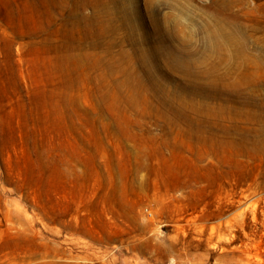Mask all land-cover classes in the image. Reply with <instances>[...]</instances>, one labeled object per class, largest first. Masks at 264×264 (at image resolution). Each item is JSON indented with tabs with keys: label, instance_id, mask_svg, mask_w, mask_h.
<instances>
[{
	"label": "rangeland",
	"instance_id": "rangeland-1",
	"mask_svg": "<svg viewBox=\"0 0 264 264\" xmlns=\"http://www.w3.org/2000/svg\"><path fill=\"white\" fill-rule=\"evenodd\" d=\"M0 264H264V0H0Z\"/></svg>",
	"mask_w": 264,
	"mask_h": 264
}]
</instances>
